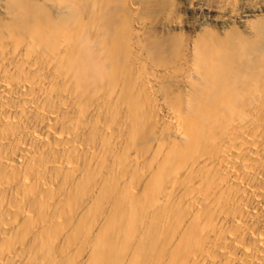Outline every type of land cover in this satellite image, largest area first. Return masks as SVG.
Wrapping results in <instances>:
<instances>
[{"label": "bare ground", "instance_id": "obj_1", "mask_svg": "<svg viewBox=\"0 0 264 264\" xmlns=\"http://www.w3.org/2000/svg\"><path fill=\"white\" fill-rule=\"evenodd\" d=\"M0 264H264V0H0Z\"/></svg>", "mask_w": 264, "mask_h": 264}]
</instances>
